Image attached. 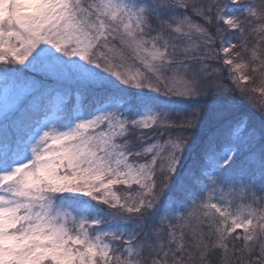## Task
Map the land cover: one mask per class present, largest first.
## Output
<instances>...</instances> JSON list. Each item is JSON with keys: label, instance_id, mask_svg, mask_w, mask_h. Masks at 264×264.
Here are the masks:
<instances>
[{"label": "snow or ice", "instance_id": "obj_1", "mask_svg": "<svg viewBox=\"0 0 264 264\" xmlns=\"http://www.w3.org/2000/svg\"><path fill=\"white\" fill-rule=\"evenodd\" d=\"M0 101V264H264V4L0 0Z\"/></svg>", "mask_w": 264, "mask_h": 264}, {"label": "trees", "instance_id": "obj_2", "mask_svg": "<svg viewBox=\"0 0 264 264\" xmlns=\"http://www.w3.org/2000/svg\"><path fill=\"white\" fill-rule=\"evenodd\" d=\"M194 19L195 20H198V18H195L194 17ZM235 42V41H234ZM73 100H74V98H73ZM166 138V137H165ZM240 203H242V201L241 200H239V199H237L236 201H235V204H234V207H233V209L235 208V206L236 205H238V204H240ZM249 203H250V201H249ZM222 259V255L220 254V253H212L209 257H208V260H209V264H219V262H220V260ZM233 260L235 261V257H233Z\"/></svg>", "mask_w": 264, "mask_h": 264}, {"label": "rangeland", "instance_id": "obj_3", "mask_svg": "<svg viewBox=\"0 0 264 264\" xmlns=\"http://www.w3.org/2000/svg\"><path fill=\"white\" fill-rule=\"evenodd\" d=\"M202 3L204 4H208V3H211L212 0H201ZM252 3H255V4H258V0H251ZM195 20V19H194ZM141 71H143V68L140 69ZM169 103H174L175 101H168ZM0 104H2V101H0ZM234 207V206H233ZM235 210V208L233 209Z\"/></svg>", "mask_w": 264, "mask_h": 264}, {"label": "clouds", "instance_id": "obj_4", "mask_svg": "<svg viewBox=\"0 0 264 264\" xmlns=\"http://www.w3.org/2000/svg\"><path fill=\"white\" fill-rule=\"evenodd\" d=\"M258 4H264V0H258Z\"/></svg>", "mask_w": 264, "mask_h": 264}]
</instances>
